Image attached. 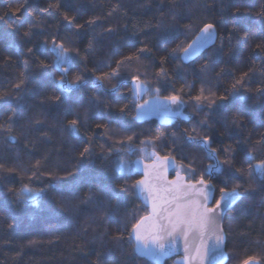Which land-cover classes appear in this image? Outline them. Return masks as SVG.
I'll list each match as a JSON object with an SVG mask.
<instances>
[{
  "label": "trees",
  "instance_id": "16d2710c",
  "mask_svg": "<svg viewBox=\"0 0 264 264\" xmlns=\"http://www.w3.org/2000/svg\"><path fill=\"white\" fill-rule=\"evenodd\" d=\"M56 2L57 0H28L26 11L16 17L9 15L0 20V94L15 93V86L21 82V74L25 69L23 66L24 57L21 56L20 50L26 52L34 42L46 38L36 35L31 42L23 38V33L33 24L34 20L43 19L45 23L41 27L46 28L49 33L58 28L60 35L65 38L75 31L74 25L66 26L61 23L65 14L76 15L75 10L69 11L62 7L58 13L49 14L44 11L49 3ZM68 2L69 0H63V3ZM233 2L236 6H241L242 11L250 13L249 24H252L254 20V13L260 9L261 5H264V0H233ZM22 3L23 0H0V16L8 12L10 8L19 7ZM169 3L170 0H75V6L82 8L83 11V19H80L79 23L92 17H99L98 26L95 28L96 34L102 33L108 27L118 29L111 36L100 37L94 54L96 61L105 59L107 54L117 46L120 47L124 55L134 52L135 49L129 46L134 24L143 28L145 23L151 21L156 24L163 18L166 27H171L173 24L181 28L188 24L193 25L192 31L187 36L180 35L174 43H167V36L163 29H152L149 39L157 48L150 59L141 61V64L146 67L139 68L142 74L141 80L149 85L154 83V76L158 71L157 62L161 56L166 55L165 49L174 48L181 41H184L186 46L198 34L196 28L205 19L209 21L220 19L219 6L211 12L204 7L205 4L219 5V0H190L188 3H182L179 11L187 13V15H178L175 20L168 15L167 7H163L162 11H157L162 5ZM109 12L112 13L111 16L107 15ZM20 15L23 16V20L19 18ZM124 25L128 26L127 29L124 28ZM228 27L231 25L229 24ZM252 27L255 32V25L253 24ZM221 33L223 36L224 29H221ZM240 35L243 36V32ZM73 38L81 41L77 45L80 48V58L84 61L81 67L86 65L89 70H92L95 67L92 62L93 58L88 57L85 51L92 35ZM258 42L256 40L246 43L241 47V50L235 51L229 56L228 42L225 39L224 62L213 65L214 70L208 72L200 71L202 66L208 63L205 58H202L203 55L188 65L183 64L180 60L169 61L166 68L169 73L170 86L167 91H162L159 94V98H163L173 91L183 95L187 102L185 114L191 118L195 111L194 97L201 94L202 87L205 89V94L221 95L225 88L231 87L234 76L239 78L243 72L249 70L250 64H255L259 69L261 61L252 55L255 43ZM219 44L220 40L216 45L219 46ZM65 46L73 47L67 43ZM234 47L240 46L234 45ZM211 51L212 49L207 52L211 53ZM52 56L54 53L51 52L46 51V55L37 52L35 59L38 62ZM122 58V56L116 55L112 57V61ZM177 65L183 68L182 73H177ZM136 67L133 65L126 71H134ZM110 70L104 69V71ZM145 72L146 76L143 75ZM75 74L76 70L73 69L69 73V79H73ZM217 74H220L219 79ZM59 78L60 73L57 70L55 80H59ZM261 80H264V75L258 72L241 90V95L246 93L249 98L243 101L237 100L233 107L242 108L246 126L237 130L236 139L223 140L224 147H236L237 140L246 139L249 136L255 143L261 135H264V98L255 96L256 90L262 86ZM53 84L54 81L51 77L43 76L36 64H32V76L26 86H22L23 91L16 93L23 97L21 101L23 117L16 124L10 126V131H0V165H3V169H5L0 171V180H2L5 192L4 196H0V264H97L98 255L102 256L100 264H153L140 257L133 259L134 241L132 244H116L113 240L120 228L117 221L124 218L125 206L130 211L135 210L138 216L147 214V209L139 198L133 200L132 197H127L117 200L110 195L96 191L98 184L109 182L104 175L107 170L99 159L100 146L102 145L104 150L113 148L111 159L108 161V169H121V161L134 162L138 158L137 155L144 149L158 153L159 156L165 154L174 156L178 164L177 169H181L182 173V164L186 165L189 161L193 163L198 172H203L217 160L211 156L208 145H200L198 142H189L185 145L183 141H178V150H173L167 146L172 144V138L167 140V145L156 141V137L162 133L188 129L187 120L177 119L169 127L161 126L155 121L141 123L137 121V111L133 109L123 120L112 123L111 129L115 135L111 136V139H106L103 135L94 139L97 159L95 165L89 170L91 183L70 181L69 184H66L63 180L49 181L48 173L64 177L67 173L62 169L68 168L75 171L79 167L78 158L84 146L83 133L85 131L82 128L81 136L73 137L58 123L57 117L62 116V109L47 102L42 103L46 95L53 94ZM189 86H191L190 96L186 95ZM181 88L184 89L183 93L179 91ZM128 89H132V83H128L125 88L121 89V92L128 93ZM148 90V94L156 95L151 89ZM96 94L95 90L83 93L80 110L86 108L90 98ZM108 100L114 109L123 107L125 104L131 108L133 105L141 103L135 98L134 92L126 96L115 94L108 97ZM12 107H15L14 102ZM7 115H10V111L9 105L6 104L0 107V124L4 123ZM29 118L39 121L40 124L38 126L29 124ZM71 118L67 117V119ZM192 122L195 123L194 120ZM96 123H107V121H91V131L95 130ZM215 127L220 128L219 125ZM220 132H223L222 128H220ZM129 136L133 137L131 142L128 141ZM220 139L222 137L218 138L217 143L212 144L211 147H221ZM121 140L125 141L123 145L119 143ZM183 156H187L188 159L182 160ZM259 158L264 159V153H261ZM223 159L224 154L221 153L219 160L223 161ZM248 159L249 157L243 150L235 158L234 167L238 171H234L232 174L234 184H243V174L248 167ZM37 162L40 163L44 175L40 181H30L29 177L32 176L30 169ZM131 166V169L127 166L126 171L116 172V176H125L128 184H133L140 179L134 166ZM112 179L117 187L125 183L124 179H115L114 177ZM48 182L55 183L62 188L70 187L69 191L64 192L63 199L59 194H53L57 208L55 213L51 211L50 202L43 204L41 208L29 205L26 209L14 210L15 198L7 194L9 187L19 190L24 184L32 188H39ZM254 187L258 188L259 185L255 184ZM92 192H95L99 199L89 201L88 197ZM101 202L106 206L105 210L100 209ZM117 206H119L118 210ZM108 212L114 214L110 216L107 214ZM13 216L16 217L15 221ZM13 223H15V227L9 228V225ZM224 230L227 233L226 251L231 257L228 264H239V260L246 256L264 257V196L255 192L247 194L226 215ZM30 241H35V243H29ZM165 264L178 263L171 260Z\"/></svg>",
  "mask_w": 264,
  "mask_h": 264
},
{
  "label": "snow or ice",
  "instance_id": "6c2138e0",
  "mask_svg": "<svg viewBox=\"0 0 264 264\" xmlns=\"http://www.w3.org/2000/svg\"><path fill=\"white\" fill-rule=\"evenodd\" d=\"M188 2L190 0H170L168 5H162L157 11H162L163 7H167L168 15L175 20L178 15H187L179 9L182 7V3ZM27 5L28 0H23L19 7L10 8L3 16H0V20L9 15L16 17L27 10ZM217 6L220 10L219 20L212 19L209 21L205 19L196 28L198 34L195 39L188 42L186 46L185 42L181 41L176 47L165 49L166 55L161 56L157 62L158 71L155 73L154 83L149 85L141 80L142 74L139 68L146 67L141 64V61L150 59L156 51L157 46L152 44L149 39L152 29H163L167 36V43H174L180 35L187 36L192 31V24L185 25L183 28L175 24L166 27L163 18L156 24L149 21L144 24L143 28L134 24L129 44L135 49L134 52L124 55L120 47L117 46L107 54L105 59L96 61L94 54L100 37L111 36L118 29L108 27L102 33L96 34L95 28L98 26L99 17H92L83 23H79L78 21L83 19V11L82 8L75 6V0H69L68 3H63V0L49 3L44 9L49 14L58 13L62 7L69 11L75 10L76 15L68 16L65 14L61 21L66 26L74 25L75 31L65 38L60 35L58 28L49 33L46 28L41 27L45 23L43 19L34 20L33 24L23 33V38L30 42L36 35H42L46 38L34 42L32 46L27 48L26 52L20 50L21 56L24 57L23 66L25 69L24 73L21 74V82L15 86V93L0 94V107L7 104L10 111V115H7L4 123L0 124V131H10V126L16 124L23 117L21 106L23 97L16 93L23 91L22 86H26L32 76V64H36L43 76L51 77L54 81L53 94L46 95L42 103L47 102L62 109V116L57 117L58 123L73 137H80L82 128L85 131L83 133L84 146L78 158L79 167L75 171L68 168L62 169L67 173L64 177L48 173V180H63L66 184H69L70 181L91 183L89 170L95 165L97 159L94 139L101 135L105 136L106 139H111V136L115 135L111 129L112 123L123 120L133 109L139 113L159 105V94L162 91H167L170 86L169 73L166 68L169 61H183L193 54L198 56L203 54L202 58H205L208 63L204 64L200 71L208 72L214 70L213 65L224 62L225 39L228 42L229 56L233 52L241 50L244 44L259 41L255 43L252 52V55L261 61L259 69L255 64H250L249 70L243 72L239 78L234 76L231 87L225 88L221 95L205 94V89L202 87L201 94L194 97V113L191 118H186L189 128L183 131L162 133L156 137V141H160L164 145H167V140L172 138V144L167 146L173 150H178V141H183L185 145L189 142L208 145V151L217 162L209 165L203 172H198L193 163L189 161L186 165L182 164L183 175L178 170L175 173V178L168 180L163 173L167 171V162L174 161L175 157L168 154L159 156L158 153L153 152L150 153L151 156H156L158 161L165 163H160L159 166L157 163L149 165L152 169L151 180L146 174L144 179L128 184L125 176H116V172H123V168L108 169V161L111 159L113 148L104 150L103 146H100L99 159L107 170L104 175L109 182L98 184L96 191L110 195L117 200L127 197H132L134 200L138 196H143L146 201H151V210L147 214L138 216L135 210L130 211L125 206L124 218L117 221L120 228L113 240L116 244H132L134 241L133 259H137L139 256H148L153 259L163 256L168 251L174 250L175 246L182 242L184 256L179 264H212V257L226 255L227 233L221 223L226 208L231 210L236 202L252 192L264 196V159L259 158V155L264 153V135H261L255 143L249 136L246 139L237 140L236 147L223 146V140L236 139L237 130L246 126L242 108L233 107L237 100L243 101L249 98L246 93L241 95V90L258 72L264 75V5H261L260 9L254 13L252 24L248 22L250 13L242 11V7L236 6L233 0H219V5H204L210 12L214 11ZM107 15L111 16L112 13L109 12ZM19 18L23 20L22 15ZM229 24L231 27H228ZM253 24L256 28L255 32L252 27ZM127 27L124 25L125 29ZM221 29H224L223 36ZM241 32H243V36L240 35ZM89 34L92 35V38L88 41L85 51L88 57L93 58L92 62L95 67L92 70H89L86 65L81 67L84 61L80 58V48L77 46L81 41L73 38H82ZM141 36L144 38L141 39ZM216 40H220L219 46L216 45ZM65 43L73 47H66ZM234 45L240 47H234ZM209 46L212 49L211 53L207 52ZM46 51L54 53V56L37 62L35 59L37 52L46 55ZM116 55L123 58L112 61V57ZM133 65L137 66L134 71H126L131 69ZM73 69L76 70V74L70 80L69 73ZM104 69L111 70L104 71ZM57 70L60 73L59 80H55ZM176 71L178 74L182 73L183 68L177 65ZM97 72L100 74L97 75ZM143 75L146 76L147 73L145 72ZM219 75L217 74L218 79ZM128 83L134 84L135 90L128 89V93H122L121 89L125 88ZM260 83L262 86L256 90L255 96L264 98V80H261ZM148 89L156 94L152 104L146 102L142 105H133L131 108L125 104L123 107L114 109L108 100V97L115 94L126 96L133 91L140 92ZM89 90H95L97 94L90 98L86 108L80 110L82 107L81 95ZM179 91L183 93L184 89L181 88ZM186 95H191V86H189ZM163 99L178 109L186 107L187 104L184 96L177 94L176 91L165 95ZM13 102L15 107H12ZM69 116L72 118L67 119ZM97 120L107 121V123H96L95 130L91 131V121ZM193 120L195 123L192 122ZM29 124L38 126L40 122L29 118ZM216 125L223 129L222 133L220 128L215 127ZM221 137V147L212 148L211 145L217 143L218 138ZM45 138L47 137L45 136ZM132 140L133 137L129 136L128 141L131 142ZM119 143L123 145L125 141L121 140ZM241 150L249 157L247 160L248 167L244 170L243 184H234L232 174L234 171H238L234 167V161ZM221 153L224 154L223 161L219 160ZM187 159V156L182 157V160ZM122 163L123 161H121ZM136 163L139 164V161ZM4 170L3 165H0V171ZM30 171L32 172V176L29 177L30 181H40L44 175L39 162ZM113 177L124 179L125 183L117 187L113 182ZM255 184H258L259 187H254ZM69 190L70 187L62 188L55 183L48 182L39 188H32L24 184L19 190L9 187L7 194L15 198L13 204L15 211L26 209L29 205L41 208L43 204L50 202L51 211L55 213L57 208L53 194H59L63 199L64 192ZM4 195L3 183L0 180V196ZM88 199L94 201L99 197L96 196L95 192H92ZM100 209H106L103 202L100 204ZM118 209L119 206H117ZM107 214L111 216L114 213L108 212ZM15 219L16 217L13 216L14 221ZM14 227L15 223L9 225V228ZM209 241H212L211 246ZM29 243H35V241ZM101 260L102 256L98 255L97 264H100ZM239 264H264V257L246 256L239 260Z\"/></svg>",
  "mask_w": 264,
  "mask_h": 264
},
{
  "label": "water",
  "instance_id": "95a60500",
  "mask_svg": "<svg viewBox=\"0 0 264 264\" xmlns=\"http://www.w3.org/2000/svg\"><path fill=\"white\" fill-rule=\"evenodd\" d=\"M217 42H218V40L215 41L216 44H217ZM210 49H211V47L209 46L207 51ZM202 55L203 54L198 56L196 54H193L192 56L188 57L186 60H183L182 63L185 65H188V64L194 62L195 60H197ZM132 89L135 90L134 84H132ZM133 92H134L135 98L141 102L139 105L146 104V102L148 104H152L154 98H149V99L144 101L145 97L148 95L149 90L140 91V92L133 91ZM136 116L138 117L137 118L138 122L142 123V122H147V121H155L159 125L164 126V127H169V126L173 125L177 119L186 120V118H188L185 114V107H181L178 109V108H176V106L171 105L169 102L165 101L163 98H159V105L158 106L147 108V110H145L143 112H139V113L136 112ZM137 161H139V164L136 163ZM153 163H157V166H159L160 163H165V162H162V161L146 162L142 158H136L134 160L133 166H134L136 173L140 176V179H144L146 174H148V178L150 180L152 179V176H151L152 169L149 167V165H151ZM177 167H178V164L175 160L167 162V171L164 172L163 175L168 180L174 179ZM138 198L141 201V203L145 206V208L147 209V212L150 211L151 210V201L150 200L146 201L143 196H138ZM239 202L240 201L236 202L235 205L231 208V210ZM231 210H227V208H226L225 214H224L222 221H221L223 228H224L225 217ZM209 245L210 246L212 245V241H209ZM225 253H226V255H224V256L217 255V256L212 257V264H228L229 263V256L227 254L226 249H225ZM137 255L139 256V254H137ZM183 256H184L183 243L180 242L175 246L174 250L168 251L163 256H159V257L154 258V259L149 258L148 256H139V257L141 259H144V260H146L150 263H153V264H165L167 261H171V260H175L176 263L179 264V262L182 260Z\"/></svg>",
  "mask_w": 264,
  "mask_h": 264
},
{
  "label": "rangeland",
  "instance_id": "374dc122",
  "mask_svg": "<svg viewBox=\"0 0 264 264\" xmlns=\"http://www.w3.org/2000/svg\"><path fill=\"white\" fill-rule=\"evenodd\" d=\"M154 97H155L154 94L149 93V94L145 97L144 101L147 100V99H149V98H154ZM150 153H153V152L150 151V150H146V149H144V150H142V151L137 155V157H138V158H142V159H143L144 161H146V162H157V161H158V157H156V156H151ZM131 165H133V161H131V163H130V161L126 162V160H125V161H123V163L120 165V168H123V171H126L125 168L128 166V168L131 169V167H132ZM178 170L181 171V169H177L176 172H177ZM181 174H183L182 171H181Z\"/></svg>",
  "mask_w": 264,
  "mask_h": 264
}]
</instances>
